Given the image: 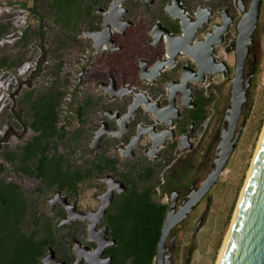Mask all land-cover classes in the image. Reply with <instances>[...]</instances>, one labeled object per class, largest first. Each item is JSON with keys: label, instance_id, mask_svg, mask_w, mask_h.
Listing matches in <instances>:
<instances>
[{"label": "flooded vegetation", "instance_id": "1", "mask_svg": "<svg viewBox=\"0 0 264 264\" xmlns=\"http://www.w3.org/2000/svg\"><path fill=\"white\" fill-rule=\"evenodd\" d=\"M252 1L70 0L62 13L66 91L61 105L68 98L66 109L78 122L70 141L84 145L94 161L97 204L92 210L102 205L104 194L113 193L98 226H107V237L116 240L103 253L112 258L111 264H122L125 256L114 233V221L125 208L142 201L145 209L152 204L154 210L165 211L152 263L157 264L167 213L186 207L215 169L231 100L222 115L214 88L219 82L230 84L231 98L239 25ZM255 33L245 63L244 76L250 81L257 74ZM62 114L59 110V124ZM60 127L63 137L53 144L65 138L66 126ZM216 184L172 228L166 241L167 264H179L178 256L180 264H191L192 246L181 243V232L193 225L194 234L200 230V212L211 205ZM76 220L80 228L71 229L76 234L67 238L66 246H54L66 264H74L78 256L73 238L93 250L98 247L89 237V221ZM126 264H132L129 257Z\"/></svg>", "mask_w": 264, "mask_h": 264}, {"label": "rangeland", "instance_id": "2", "mask_svg": "<svg viewBox=\"0 0 264 264\" xmlns=\"http://www.w3.org/2000/svg\"><path fill=\"white\" fill-rule=\"evenodd\" d=\"M20 1L25 2L24 7L18 3ZM47 1L0 0V22L10 25V32L0 41V59L9 58V64L21 60L16 66L0 69V179L20 184L27 194L34 196L41 211L51 216L55 224H59L63 218L60 215L62 205L58 203L56 208L52 209L48 201L54 196L56 189L44 188L39 178L23 174L17 168L18 163L11 164L4 158L6 152L17 149L35 134L29 126V112L22 103L26 93L34 90L37 94L53 87L61 92L66 91L63 85L62 30L60 24L55 21ZM58 15L62 16L59 13L56 15L58 18ZM26 27L31 28L29 38L17 42L15 36ZM254 39L257 74L251 81L239 122V127L243 125V133L220 181L212 190L211 205L207 210L200 212L204 218L200 230L194 234L193 225L181 232V243L192 246L191 264L218 263L264 131V1ZM214 89L215 98L217 93L220 95L217 108L224 115L230 100V84L228 86L219 82L215 84ZM68 101V98H65L63 102L66 103L60 106L63 114L62 118L60 116L59 126L66 127L65 138L59 141L58 152L66 155L74 166L85 165L92 157L84 145L70 141L78 122L74 112L66 109ZM95 183L92 178L80 185L76 195H68L67 192H63V195L76 202L80 210L89 212L96 208L97 204ZM64 213L65 217L66 212ZM58 228L56 233L62 237L72 228L79 230L80 222L76 220L72 225ZM78 235L85 239L82 233ZM176 261L180 264L181 257L178 256Z\"/></svg>", "mask_w": 264, "mask_h": 264}, {"label": "trees", "instance_id": "3", "mask_svg": "<svg viewBox=\"0 0 264 264\" xmlns=\"http://www.w3.org/2000/svg\"><path fill=\"white\" fill-rule=\"evenodd\" d=\"M47 2L55 21L60 24L63 16L58 15V18L56 15L64 13L72 3L70 0ZM18 3L25 6L23 1ZM9 32L10 25L0 22V41ZM30 34L31 28L26 27L15 37L17 42H23ZM20 62L9 64V58L3 57L0 69ZM62 98L63 92L56 87L37 94L34 90L26 93L22 103L29 112V126L35 134L17 149L6 152L4 158L11 164L18 163L17 168L23 174L39 178L44 188L61 189L76 195L80 185L92 179L94 161L89 159L85 165L74 166L69 158L67 160L58 152L57 143L53 144L58 136L63 137V128L59 126ZM141 202L140 206L131 203L120 213L117 222L114 221V233L125 252L122 264H126L128 257L132 264H152L155 257L165 211L154 210L152 204L151 208L145 209ZM64 214L62 208L60 215ZM58 229L52 217L41 211L33 195L27 194L16 182L0 179V264H43L41 258L48 246L64 247L69 241L67 238L76 234L69 230L59 237Z\"/></svg>", "mask_w": 264, "mask_h": 264}, {"label": "water", "instance_id": "4", "mask_svg": "<svg viewBox=\"0 0 264 264\" xmlns=\"http://www.w3.org/2000/svg\"><path fill=\"white\" fill-rule=\"evenodd\" d=\"M263 1L253 0L249 11L246 12L239 25L238 63L235 77L232 80L231 104L226 116L228 128L223 132V137L218 146L219 152L215 160V169L209 174L201 189L192 197L186 207L178 212L171 209L167 213L158 245L157 264H167L165 253L169 233L217 183L240 140L243 125L239 128L238 125L251 86V81L246 80L244 76L245 63L250 52L253 34L258 27ZM105 179L113 181L111 177ZM123 187L125 186L123 185ZM102 197V205L97 210L89 212L80 210L77 203L72 202L69 196L63 195L61 191H56L54 196L48 199L52 209H55L57 204L60 203L66 211V216L58 224L59 227L75 219L88 220L89 237L98 242V247L93 250L90 246L83 245L76 237L73 238L74 251L78 255L74 264H83L85 260L88 264L112 263V258H104L103 253L105 247L116 240L107 237V226L100 230L98 226L107 212L108 205L112 202L113 193L110 190ZM201 226L202 221L197 224L196 231ZM41 261L43 264H66L65 260L57 257L53 246L48 247ZM220 264H264V136L248 178L226 248L223 250Z\"/></svg>", "mask_w": 264, "mask_h": 264}, {"label": "bare ground", "instance_id": "5", "mask_svg": "<svg viewBox=\"0 0 264 264\" xmlns=\"http://www.w3.org/2000/svg\"><path fill=\"white\" fill-rule=\"evenodd\" d=\"M263 136H264V131H263L262 136H261V139H260V141H259V145H258V148H257V152H256L255 157H254V159H253V164H252L251 169H250V171H249L248 178H249V176H250V174H251V171H252L253 165H254V163H255V159H256V156H257V153H258L259 147H260V145H261V142H262ZM248 178H247V181H248ZM247 181H246V184H245V186H244V188H243V191H242V194H241V197H240V200H239L238 206H237V210H236V213H235V216H234V219H233V224H234V221H235V218H236V215H237L238 209H239V205H240L241 200H242V198H243V194H244V191H245V188H246V185H247ZM232 226H233V225H232ZM231 229H232V227H231ZM231 229H230L229 234H228V236H227V238H226V241H225L224 247H223V249H222V253H223V250L226 248L227 241H228V238H229V235H230ZM222 253H221V255H220V258H219V261H218L217 264H220V260H221Z\"/></svg>", "mask_w": 264, "mask_h": 264}]
</instances>
